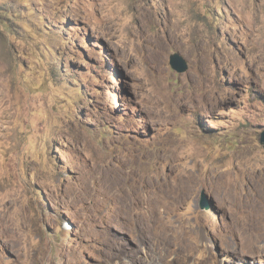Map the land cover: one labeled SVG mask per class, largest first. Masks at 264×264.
<instances>
[{
	"label": "rangeland",
	"instance_id": "obj_1",
	"mask_svg": "<svg viewBox=\"0 0 264 264\" xmlns=\"http://www.w3.org/2000/svg\"><path fill=\"white\" fill-rule=\"evenodd\" d=\"M263 133L264 0H0V264H264Z\"/></svg>",
	"mask_w": 264,
	"mask_h": 264
},
{
	"label": "water",
	"instance_id": "obj_2",
	"mask_svg": "<svg viewBox=\"0 0 264 264\" xmlns=\"http://www.w3.org/2000/svg\"><path fill=\"white\" fill-rule=\"evenodd\" d=\"M169 64L178 72H183L187 68L186 61L178 53H173L169 56ZM261 139L264 140V133L262 134Z\"/></svg>",
	"mask_w": 264,
	"mask_h": 264
},
{
	"label": "bare ground",
	"instance_id": "obj_3",
	"mask_svg": "<svg viewBox=\"0 0 264 264\" xmlns=\"http://www.w3.org/2000/svg\"><path fill=\"white\" fill-rule=\"evenodd\" d=\"M124 188H126L124 185L118 183L115 180H112V181H110L104 185L105 191H111L115 194H118L121 191V189H124ZM149 201L151 202L150 197H149ZM149 201H148V199L145 200V204H146L147 208H150ZM109 246L111 247V243L109 244Z\"/></svg>",
	"mask_w": 264,
	"mask_h": 264
}]
</instances>
